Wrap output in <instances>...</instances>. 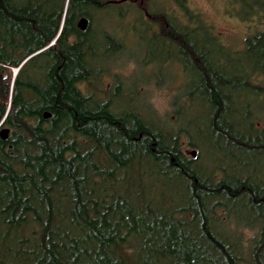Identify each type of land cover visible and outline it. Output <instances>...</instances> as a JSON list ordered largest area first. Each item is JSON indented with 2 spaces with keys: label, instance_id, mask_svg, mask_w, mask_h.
<instances>
[{
  "label": "trees",
  "instance_id": "obj_1",
  "mask_svg": "<svg viewBox=\"0 0 264 264\" xmlns=\"http://www.w3.org/2000/svg\"><path fill=\"white\" fill-rule=\"evenodd\" d=\"M232 1L264 20V0ZM126 2L0 0V264H264V127L246 103L264 28L232 50L190 12L149 14L164 63L195 76L163 121L97 87L121 40L96 16Z\"/></svg>",
  "mask_w": 264,
  "mask_h": 264
},
{
  "label": "rangeland",
  "instance_id": "obj_2",
  "mask_svg": "<svg viewBox=\"0 0 264 264\" xmlns=\"http://www.w3.org/2000/svg\"><path fill=\"white\" fill-rule=\"evenodd\" d=\"M122 5H124V10L120 7L121 12L123 11L122 17H116V21L115 9H109L96 16L97 28H105L121 40L118 50L115 49L111 55L100 59L104 73L102 72L97 87L100 91L107 92L112 84L118 83L122 96L119 102L122 106L142 104L145 113L158 116L163 121H169V116L174 115L173 101L178 92L188 91L195 86L193 81L195 76L191 72H183L180 65L164 63L167 58L166 51L162 50L161 42L152 35L158 33V26L150 22L149 14L165 11L179 16L185 22L187 17L184 16L190 12L192 20L197 18L204 22L219 42L232 50H241L247 35L264 28V20L261 17L250 16L243 20L238 11L246 10L243 7L238 8L232 0H184L188 12L171 0H134V4L126 2ZM109 48L112 50L113 46L110 45ZM173 49L171 46L170 50ZM16 71L13 69L12 75ZM240 71L233 68L231 73ZM113 101L116 102L115 99ZM246 103L249 104L252 113L259 118L261 127H264V92L260 97L252 93L246 94ZM203 112L204 110L197 104L188 118L191 116L202 119ZM186 121L184 117L185 124ZM204 144L211 145L210 141ZM192 151L195 152L194 158L199 160L201 154L196 149L187 148L184 152L189 155ZM243 158L247 159L248 155ZM214 160L213 154L206 152L202 155L204 166H210ZM262 161L264 163V158ZM255 163L261 164V161L257 160ZM236 225L239 227L242 223L236 220ZM241 234L245 244L255 232L241 229Z\"/></svg>",
  "mask_w": 264,
  "mask_h": 264
},
{
  "label": "water",
  "instance_id": "obj_3",
  "mask_svg": "<svg viewBox=\"0 0 264 264\" xmlns=\"http://www.w3.org/2000/svg\"><path fill=\"white\" fill-rule=\"evenodd\" d=\"M87 25H88V21H87L86 18H82V19H80V21H79V23H78V27H79V29H80L81 31H84V30L87 28ZM44 117H45V118L49 117V114H48V113H44ZM8 134H9L8 129H6V128H2V129L0 130V138H1L2 140H5V139L8 137ZM190 154H191L192 157H194L195 152L192 151V152H190Z\"/></svg>",
  "mask_w": 264,
  "mask_h": 264
}]
</instances>
